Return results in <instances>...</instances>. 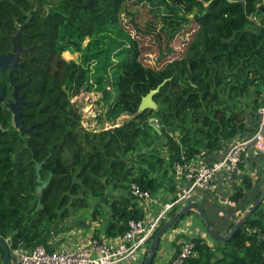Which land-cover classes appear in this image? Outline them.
Masks as SVG:
<instances>
[{"label": "trees", "instance_id": "1", "mask_svg": "<svg viewBox=\"0 0 264 264\" xmlns=\"http://www.w3.org/2000/svg\"><path fill=\"white\" fill-rule=\"evenodd\" d=\"M130 1L94 0L84 7L88 0H0V35L5 26L15 33L16 20H27L25 31L39 44L32 54L25 53L22 68L13 74L17 83L27 80V74L31 77L25 89L29 100L25 124L38 125L26 137L10 120L0 122V238L8 243L12 256L15 249L32 250L52 225L72 217L74 211H88L91 201L106 198L109 214L103 231L107 237L124 235L130 221L145 218L133 184L154 197L164 189L176 197L174 167L162 149L169 135H176L183 151L175 161L190 163L257 129L259 109L264 106V0H163L171 13L179 17L182 10L198 28L185 54L160 70L139 60V43L127 27L132 23L142 30L129 11ZM27 12L31 14L24 17ZM126 13L133 15L130 24L122 22ZM170 17V23H178L177 17ZM104 30L108 33L101 34ZM173 30L167 43L180 31ZM88 37L89 43L83 45ZM70 47L78 52V60L62 58ZM167 50L160 60L173 53L168 46ZM92 71L94 79L89 76ZM165 80L154 96L158 108L138 112L142 98ZM84 87L99 92V105H106L99 124L132 118L108 130L87 132L84 143L71 147L78 129L84 128L70 93ZM2 116L3 121L6 115ZM153 118L160 132L149 123ZM42 162V180L52 178L39 194L36 164ZM262 167L264 157L252 162L254 175L245 174L236 193L229 194L236 206L222 205L221 218L219 209L214 212L216 219L209 208L205 210L219 233L228 234L261 196ZM263 204L245 223L251 233L240 229L231 240L218 242L206 228L213 244L194 237L189 242L194 243L196 255L185 264H264ZM181 208H174L161 226ZM95 209V215L101 214ZM0 264H5L1 246Z\"/></svg>", "mask_w": 264, "mask_h": 264}, {"label": "built area", "instance_id": "2", "mask_svg": "<svg viewBox=\"0 0 264 264\" xmlns=\"http://www.w3.org/2000/svg\"><path fill=\"white\" fill-rule=\"evenodd\" d=\"M81 97L71 99V104L76 101L82 103L88 98L89 103L98 102L99 105L102 98L99 92H91L86 98ZM102 114V110L99 114H94V120L97 121L92 122L91 127L99 122ZM259 114L261 117L254 134L248 138L237 139L221 159L208 163L200 156L190 163L177 162L174 166L177 189L180 191L177 198L165 205L155 218L130 221L129 229L117 245L109 246L92 239L90 249L84 248L75 253L50 252L43 246H36L29 251H22L19 248L13 251V264H129L142 250L146 249L148 252L149 242L159 230L162 221L168 217L167 215L174 208L192 202L190 200L195 196L202 193L211 194L219 204L235 207L230 193H225V190H228L236 179L242 180L245 173L243 164L248 166L249 160H258L264 156V106L259 109ZM154 124L159 126L157 121ZM112 127H105L103 130ZM132 192L143 203L152 200L150 193L142 191L135 184L132 185ZM195 255L194 243L187 242L182 245L180 253L171 264H185Z\"/></svg>", "mask_w": 264, "mask_h": 264}, {"label": "rangeland", "instance_id": "3", "mask_svg": "<svg viewBox=\"0 0 264 264\" xmlns=\"http://www.w3.org/2000/svg\"><path fill=\"white\" fill-rule=\"evenodd\" d=\"M128 8L129 11L132 12V14L134 15L135 23L141 28L142 31L139 32L138 29L134 27V24L129 23L130 18H132L133 15L130 16L127 13L123 14L122 22L123 24H126L127 22V24L131 25V26L129 25L127 29L130 31L133 38L137 40L139 43V48H140L139 60L141 61V64H143L146 67L153 68L155 70H160L166 65V63L179 59L185 54L187 46L192 41L193 35L198 28V25L193 21H187L190 18H192L191 16H187L186 14H184L182 10L179 11L178 7H175V9L179 11V17H177L176 14L171 13L169 11V9L163 3V0H131L130 5H128ZM169 17L170 18L177 17L178 23L177 24L170 23ZM173 29H180V31H178L174 35V38L167 43L168 36L174 33ZM105 33L108 32L104 30L101 34H105ZM88 43L89 41H87L85 44ZM167 46L173 49V53L168 54L166 59L162 61L160 60V55L163 52L165 54L168 52ZM115 51L116 49L113 52V60L117 59L116 58L117 54ZM65 52H66L65 53L66 58H70V60L79 59V54L74 47L67 48ZM95 73L97 74L96 71ZM89 76L91 77V79H94V72L93 71L91 73L89 72ZM91 92H96V91L95 90L90 91L86 87L82 88L79 92L72 90L70 94H74V95H71V99L78 96H82L81 98H86L90 95ZM72 105H74L79 110V114L81 117L80 123L85 131L78 127L79 129L76 132L77 137L75 140H73V142L70 143L71 147H75V146L78 147L81 143H84L86 141L85 138H87V136H85L87 132L95 133L94 131L100 132L105 127L120 126L124 124L125 121L132 118L130 116L120 117L116 121L117 123L115 125L107 120L106 121L104 120L102 124L97 123L96 125L94 124L95 125L94 127H91L90 124L92 122L97 121L94 120V114L96 113L99 114L102 110V107L105 111L107 109L105 107L106 105L104 103H101L99 107L98 102L89 103L88 98L84 100L82 103L80 101H76ZM70 151L71 150H68V152L65 155L66 157H68L67 154ZM165 155L166 157H168L169 153L165 152ZM170 158L168 157V161H170ZM173 164H174L173 166H176L177 162L174 161ZM177 193H180L178 189H177ZM176 197L171 195V197L167 199V202L170 203L174 201ZM190 201H193V199ZM108 203H109V198L103 199V201L101 202L91 201L92 205L88 211H84V210L74 211L72 213V217H69L67 220L58 223H63L65 225H70L73 227L80 228L75 222V220L77 222L82 221L83 223L89 222L90 224H92L94 221L99 222L101 220V225H102L104 220L107 219L109 214ZM95 207L97 208L98 212L101 214H97V215L94 214L96 212ZM246 212L241 216V218H243L246 215ZM260 214L262 217L264 216V204L260 210ZM196 216L198 220L201 222L204 231H206L207 228V226H205L206 223L204 224V222L201 219L202 217L200 218V216H198L197 213ZM95 232H98L99 234L100 230L97 229ZM209 238L210 237L208 235L207 240L208 242L211 243L212 241H210Z\"/></svg>", "mask_w": 264, "mask_h": 264}, {"label": "crops", "instance_id": "4", "mask_svg": "<svg viewBox=\"0 0 264 264\" xmlns=\"http://www.w3.org/2000/svg\"><path fill=\"white\" fill-rule=\"evenodd\" d=\"M250 136L249 135L241 136L239 137V139L248 138ZM165 143L166 144L162 146V149L164 153L165 152L169 153L168 156L169 158L174 150L173 154L175 155V157L172 158L171 156L169 161L171 163V166L174 167L173 162L175 161V158H177V156H179L180 153L182 154L183 151L181 150L178 139L174 134L169 135V138L168 140L165 141ZM228 148L229 146L224 147L215 152H205L204 154H202L201 157L209 162H213L218 159H221L227 152ZM252 162H254L253 159L249 160L248 166L243 164V170L245 172L244 175L247 173L254 175L255 171L252 172L250 171ZM258 163H260V161ZM262 168L264 169V167ZM172 173L175 174V171L173 169H172ZM242 180L239 181V179H236L235 181H233L232 184L230 185V188L228 190H225V193L229 192L230 195L235 194L237 188H239L240 185L242 184ZM170 197H171V193L168 190L164 189L159 192L157 197L152 196L151 201L144 203L141 202V206L145 211V219L157 217L162 212L164 206L169 203L167 202V199H169ZM192 202H197L201 205L203 202L204 203L203 207L205 208V210L209 208V213L213 218L215 217L214 212L217 209L220 210L219 213L220 218L224 214V212L222 211L223 209H221L223 208V206L221 204L219 205V203L214 199V197L213 198L207 197L205 193L195 196ZM196 213L198 212L193 211V213L189 217L184 219L177 227H174L168 232L165 238L161 241L155 259L156 264H171L172 261L175 259V257L180 253L182 245L191 241L194 237H200L208 241L207 240L208 233L204 231L201 222L198 220L196 216ZM106 220L107 219L104 220L102 225H101V220L99 222L94 221L92 224H90L89 222L83 223L82 221L77 222L75 220V222L81 229L70 225H65L63 223L52 225V227L48 229L46 235L35 246H43L45 247L46 250L50 252H69V253H75L84 248L90 249V244L92 242V239L99 240L101 244L115 246L119 243L123 235L117 237H107L103 231V225L105 224ZM97 229L100 230L99 234L98 232H95ZM210 241L212 240L210 239ZM210 244L213 243L211 242ZM21 250L29 251L26 246L22 247ZM146 253H147L146 249L142 250V252H140V254L134 258V260L129 262V264H142L143 258L146 255Z\"/></svg>", "mask_w": 264, "mask_h": 264}, {"label": "water", "instance_id": "5", "mask_svg": "<svg viewBox=\"0 0 264 264\" xmlns=\"http://www.w3.org/2000/svg\"><path fill=\"white\" fill-rule=\"evenodd\" d=\"M94 0H88L87 4L84 7H90L91 3ZM22 34V31L19 32V34L17 36H15L13 38V42H14V53L12 55H2L0 56V70L3 69V67H11L13 69V67L16 65L17 61H18V52L20 51V47L17 43V38ZM165 80L162 84H160L156 89L151 90L146 96H144L142 98V102L139 106V111L138 112H142L146 109H150V110H156L158 108V104L156 103V101L154 100V96L156 94H158L162 88V86L166 83ZM26 84H23L19 87L15 88V98L17 99V104H15V106H13V110L15 113V126L20 129V131L22 133H31L32 128H30L29 130H26L22 121V113H20L18 111L19 108V103L23 100L22 98L18 97V90L20 88L25 87ZM116 98V94H113V99L111 101V103H113L115 101ZM155 119H151L149 121V123L151 125H154L155 127H157L155 124ZM158 132H160V129L157 127L156 129ZM45 162L42 163H38L36 164V175H37V182L39 184V187L37 188V192L40 194L46 187L49 186L50 182H51V178L52 175H50V177L44 181L42 180V176H41V170H42V166ZM264 202V190L261 194V196L253 203V205H251L247 212L246 215L241 218L240 220H238L236 222V224L233 226V228L229 231L228 234L224 235L219 233L214 227H212V221L210 220L209 216L207 215L205 208L197 203V202H190L188 204H186L185 206H183L177 213H175L174 215H172L166 222L165 224H163L159 230L155 233L153 239L151 240V243L149 245L148 248V252H147V257L146 260L144 262V264H152L158 249L160 247L161 241L165 238V236L168 234V232L173 229L177 223L182 220L187 213L191 212V211H196L199 213V215L202 217V219L205 221L209 235L212 239L218 241V242H227L229 240H231L234 236V234L239 231L240 229L244 230L247 233H251L250 231H248L245 223L246 221L249 219V217L253 214V212L256 211L257 208H259L261 206V204ZM40 208V206L38 207ZM0 246L3 248L4 250V261L5 264H13V259H12V255H11V250L10 247L8 245V243L6 241H4L2 238H0Z\"/></svg>", "mask_w": 264, "mask_h": 264}, {"label": "flooded vegetation", "instance_id": "6", "mask_svg": "<svg viewBox=\"0 0 264 264\" xmlns=\"http://www.w3.org/2000/svg\"><path fill=\"white\" fill-rule=\"evenodd\" d=\"M42 12H46L47 10H43L40 9ZM30 12H27L24 17H26V15H30ZM23 21V20H22ZM22 21H17L16 20V25H17V30L15 33L12 32V30H7L6 26L5 29L1 30L2 32L4 31L3 34L0 35V56L2 55H12L14 53V42H13V38L15 36H17L19 34L20 31H22V34L17 38V43L20 47V51L18 52V61L16 63V65L13 67V69L9 66L7 67H3L2 70H0V119L3 118L2 115H6L5 119L2 121L0 120V122H3L8 119L10 120L12 126L20 131V129H18L15 126V113L13 110V106H15V104H17V99L15 98V88L19 87L23 84H26L25 87L20 88L18 90V97L22 98L23 100L19 103V108L18 111L20 113H22V121L24 124V127L26 130H29L30 128H32L31 133H22V135H25L26 137H30L33 135L34 131H35V127L36 125H38L37 122L31 123L30 125H26L25 121L26 119V111L28 109V103L29 100L27 99V94L25 89L29 86V84L31 83V77L29 74H27V80H24L20 83L15 82L14 80V76L13 74L15 73V71L18 68H22V57H25V53L28 52L29 54H32L35 50H37L39 48V44L37 43H33V40L31 39V37H29V35H27L26 31H25V25L26 22H22ZM24 37H28L27 40H25L26 38ZM87 41H90V38H86L85 41L83 42V45H86L85 43ZM66 49L62 52L61 56L64 60H66V56H65V52ZM2 128V125L0 126V129ZM28 147V146H26Z\"/></svg>", "mask_w": 264, "mask_h": 264}]
</instances>
